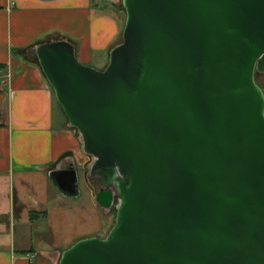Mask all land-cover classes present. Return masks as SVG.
<instances>
[{"label": "water", "instance_id": "1", "mask_svg": "<svg viewBox=\"0 0 264 264\" xmlns=\"http://www.w3.org/2000/svg\"><path fill=\"white\" fill-rule=\"evenodd\" d=\"M122 5L102 70L63 40L35 48L88 173L103 178L94 201L116 211L105 238L58 264H264V0ZM52 177L76 196L73 167Z\"/></svg>", "mask_w": 264, "mask_h": 264}, {"label": "crops", "instance_id": "2", "mask_svg": "<svg viewBox=\"0 0 264 264\" xmlns=\"http://www.w3.org/2000/svg\"><path fill=\"white\" fill-rule=\"evenodd\" d=\"M120 1L0 0V264H58L65 249L55 243L51 207L61 206L63 217L79 214L88 181L87 155L35 48L63 40L81 64L102 70L121 38ZM71 167L78 185L74 197L52 177Z\"/></svg>", "mask_w": 264, "mask_h": 264}, {"label": "rangeland", "instance_id": "3", "mask_svg": "<svg viewBox=\"0 0 264 264\" xmlns=\"http://www.w3.org/2000/svg\"><path fill=\"white\" fill-rule=\"evenodd\" d=\"M120 10L122 11L123 18L125 21V10L122 5V0L119 4ZM121 42V38L119 43ZM118 43V44H119ZM99 66L98 64H96ZM90 67V66H89ZM93 68V67H92ZM96 69V68H95ZM99 70V69H97ZM254 80L256 84L262 89L264 93V74L255 72ZM72 128V127H71ZM78 136L77 131L72 128ZM81 144V143H80ZM88 158V164L90 162V157ZM88 166V165H87ZM87 166L84 170V173L88 174ZM86 188L82 185L83 194L81 196L80 205L76 206L79 207L77 209L78 213L71 214L69 217H63L62 214V207L58 204L52 205L51 209V223L54 226V234H55V243L59 245V249H67V244L70 241L73 244L77 241L85 238L97 237V238H105L108 231L112 228L115 222V208L111 212H104L100 206L97 204H93L95 188L90 184L89 180L86 182ZM80 184H82V180L80 179ZM86 196V197H85ZM93 199V202L91 200ZM116 200H114V204H116ZM79 237L78 240H73L75 237ZM70 247V246H69ZM64 251V250H63ZM62 253V252H61Z\"/></svg>", "mask_w": 264, "mask_h": 264}, {"label": "flooded vegetation", "instance_id": "4", "mask_svg": "<svg viewBox=\"0 0 264 264\" xmlns=\"http://www.w3.org/2000/svg\"><path fill=\"white\" fill-rule=\"evenodd\" d=\"M88 173V172H87ZM87 180H89L90 184L95 188V190H99L102 187H104L103 183V178L102 176L98 173V169H93L90 171V173L86 174ZM112 190L117 194L116 192V187L113 186ZM113 209H110L108 212H111Z\"/></svg>", "mask_w": 264, "mask_h": 264}, {"label": "trees", "instance_id": "5", "mask_svg": "<svg viewBox=\"0 0 264 264\" xmlns=\"http://www.w3.org/2000/svg\"><path fill=\"white\" fill-rule=\"evenodd\" d=\"M262 90V89H261ZM263 92V91H262ZM264 94V93H263Z\"/></svg>", "mask_w": 264, "mask_h": 264}]
</instances>
